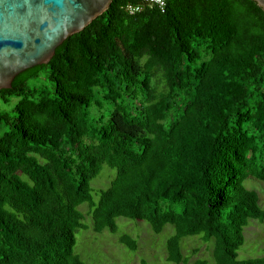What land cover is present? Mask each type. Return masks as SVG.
Listing matches in <instances>:
<instances>
[{"label":"trees","instance_id":"trees-1","mask_svg":"<svg viewBox=\"0 0 264 264\" xmlns=\"http://www.w3.org/2000/svg\"><path fill=\"white\" fill-rule=\"evenodd\" d=\"M0 104V264H85L74 252L83 203L95 232H116L118 216L156 234L171 224L167 261L187 264L180 240L198 235L214 264H264L238 258L244 227L264 220L244 186L264 181L256 1L112 0L1 88ZM104 165L115 176L94 199ZM118 241L137 249L128 234Z\"/></svg>","mask_w":264,"mask_h":264},{"label":"rangeland","instance_id":"rangeland-1","mask_svg":"<svg viewBox=\"0 0 264 264\" xmlns=\"http://www.w3.org/2000/svg\"><path fill=\"white\" fill-rule=\"evenodd\" d=\"M0 106L9 108L2 104ZM2 131L0 126V134ZM114 176L115 169L104 165L99 175L90 181L94 199L97 197L96 191L100 188H107ZM244 186L257 191L258 203L264 211V181L249 177L244 180ZM78 209L83 212L82 222L88 227L75 230L74 252L85 264H183L166 260V240L174 233L171 224H166L163 230L156 234L145 220L118 216L115 218L116 232L113 233L107 228L101 232H95L92 229L91 215L87 213V205L83 203L78 206ZM122 234H128L136 240L137 249L135 251L128 249L118 241ZM243 235L244 243L238 250V258L264 256V220L259 222L250 219L243 229ZM195 248H198L197 252H193ZM180 249L185 257H189L187 264H192L197 259L207 260L208 264H214L212 241L205 243L198 235L185 236L180 240Z\"/></svg>","mask_w":264,"mask_h":264},{"label":"water","instance_id":"water-1","mask_svg":"<svg viewBox=\"0 0 264 264\" xmlns=\"http://www.w3.org/2000/svg\"><path fill=\"white\" fill-rule=\"evenodd\" d=\"M112 0H0V89L46 63L69 35L102 14ZM264 10V0H254Z\"/></svg>","mask_w":264,"mask_h":264},{"label":"built area","instance_id":"built-area-1","mask_svg":"<svg viewBox=\"0 0 264 264\" xmlns=\"http://www.w3.org/2000/svg\"><path fill=\"white\" fill-rule=\"evenodd\" d=\"M143 2L149 3L151 6H157L160 9H164L167 0H142ZM126 9L129 13L133 14L140 9L139 4H126Z\"/></svg>","mask_w":264,"mask_h":264}]
</instances>
